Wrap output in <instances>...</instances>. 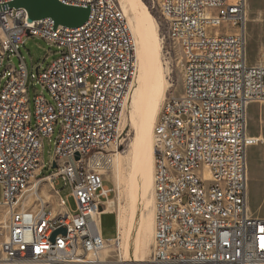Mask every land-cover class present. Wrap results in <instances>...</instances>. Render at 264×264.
<instances>
[{"label":"built area","instance_id":"2783aa9c","mask_svg":"<svg viewBox=\"0 0 264 264\" xmlns=\"http://www.w3.org/2000/svg\"><path fill=\"white\" fill-rule=\"evenodd\" d=\"M11 1L0 0V66L7 61L0 89V264H118V234L103 238L100 220L110 213L113 192L102 169L119 144L136 75L125 15L117 0H58L88 7L89 14L79 26L54 27L48 17L27 21L26 10L10 7ZM149 2L181 53L192 54V37L203 34L227 54V61L197 56V63L209 58L211 74L197 71L193 88H186V77L196 68H183L181 93L166 98L157 115L150 263L264 264V217L252 216L246 204V150L261 141L247 133V108L264 104V63L246 58V0ZM27 35L58 47L45 69L36 68L51 102L35 94L32 110L20 53ZM56 124L55 167L39 176L42 138L51 137ZM43 182L54 201L43 200ZM60 182L75 201L72 211L55 188ZM60 227L65 234L51 240Z\"/></svg>","mask_w":264,"mask_h":264},{"label":"rangeland","instance_id":"374dc122","mask_svg":"<svg viewBox=\"0 0 264 264\" xmlns=\"http://www.w3.org/2000/svg\"><path fill=\"white\" fill-rule=\"evenodd\" d=\"M118 1V0H117ZM151 15L155 19L157 24V33L160 43V59L162 66V74L168 88H165L163 94H159L156 98L158 102V113L161 108L163 101L169 96H178L182 90V77H183V68L185 62L188 58V53H181L179 46L174 43L167 35L166 26L164 19L160 15L157 7L151 6L149 0H141ZM126 18V16H125ZM127 20V19H126ZM222 27L217 28V30H222ZM134 38V37H133ZM20 53L25 60L26 70H27V94L30 100L29 108L33 109L32 98L35 94H42L46 101L51 102V97L49 96L47 90L41 85L37 80V75L35 68L40 72L45 69L57 56H58V47L55 44H52L46 41L43 38H40L35 35L24 36V44L20 46ZM136 57V52H135ZM246 58L248 64L264 63V0H246ZM7 64L6 59L4 58L0 66V89L3 86L5 78L2 77V72ZM33 75V78L31 77ZM143 80L140 78L136 81L133 79L127 101L123 108V113L120 120L119 131L120 135L118 138L119 144L116 149L109 154L108 161L103 165V177L106 183L113 188L112 195L109 199L113 200L114 206L110 213H104L101 216L100 225L101 233L103 238L109 239L115 235L117 232L120 245L122 243V235L118 233L116 218L118 214L119 207L121 206L123 212L128 214L132 206V194L129 192L127 186V178L133 171V165L131 161L132 153V144L134 139L139 134V119L134 112V102L138 92H143L145 90ZM170 85V86H169ZM144 88V89H143ZM133 90V91H132ZM132 95V96H131ZM157 113V115H158ZM156 115V118H157ZM264 117V105L257 103H251L247 108V123H248V132L259 131V122ZM156 118L153 123H155ZM264 125V121L262 122ZM152 125V130H153ZM59 133V125L56 124L53 126V131L51 137L42 138V148H41V160L44 163V169L40 171L39 176L48 174L53 170L51 167L53 163V149L55 138ZM119 156V172L123 177L121 182H117L116 179V167L115 159L116 156ZM257 157V151L255 149L247 150V160L249 164L250 171V208L254 209L258 206V199L255 194V184L254 180V164ZM128 159V160H127ZM153 176V175H152ZM43 191L51 195V199L54 201L56 196L50 191L48 184L43 182L41 184ZM58 190L60 197L65 199L66 206L68 210L72 211L75 208V201L72 197H67L69 193V188L63 186V183L60 182L55 186ZM150 190V191H149ZM144 195V200H149L151 197V189H149ZM147 197L148 199H146ZM3 199L2 194V185L0 184V202ZM37 201L33 202L36 204ZM151 209V204L142 206L138 212L140 215L145 217ZM4 215L3 208L0 207V220ZM136 225L131 224L132 234L131 237L135 236L136 231H134ZM1 240V237H0ZM153 240L147 242L148 250L143 254L141 258L144 260H150V252L152 249ZM120 252L122 259L124 254L120 247ZM109 258H114L115 251L113 248H109L107 252ZM122 259L118 264H126L122 262ZM132 264H137L133 262ZM142 264H151L150 262H142Z\"/></svg>","mask_w":264,"mask_h":264},{"label":"bare ground","instance_id":"6f19581e","mask_svg":"<svg viewBox=\"0 0 264 264\" xmlns=\"http://www.w3.org/2000/svg\"><path fill=\"white\" fill-rule=\"evenodd\" d=\"M118 3L126 16L127 24L134 37L135 43V66L136 81L142 79L145 90L138 92L134 102V112L139 119V134L132 144L131 161L133 171L127 178V186L132 194V206L130 211L123 212L119 207L116 223L118 233L122 235L120 245L124 258L122 262L126 264H142L150 262L141 258L148 250L147 242L153 240L154 231V198H153V171H154V145L152 125L158 113V102L156 98L163 94L168 88L163 74L160 59V43L157 33V24L146 5L141 0H118ZM211 53L214 59L227 61V54H222L219 48H212L207 39H203V34H196L192 37V54H188L184 69H193L186 77V88H193L196 83L197 71L199 77H208L211 74L208 57H200L197 63V56ZM170 86V85H169ZM144 89V88H143ZM133 91V90H132ZM132 96V95H131ZM154 127V126H153ZM117 182L123 180L119 172V156L115 159ZM128 160V159H127ZM151 189V197L144 200V195ZM150 191V190H149ZM43 200H51V195L42 193ZM148 199L147 197H145ZM151 204L149 213L143 217L138 210L142 206ZM107 211H111L114 206L113 200L107 201ZM2 220L4 215L1 217ZM67 222H74L73 214H66ZM136 228L135 236L131 237V224Z\"/></svg>","mask_w":264,"mask_h":264},{"label":"water","instance_id":"95a60500","mask_svg":"<svg viewBox=\"0 0 264 264\" xmlns=\"http://www.w3.org/2000/svg\"><path fill=\"white\" fill-rule=\"evenodd\" d=\"M13 8H24L27 12V21L50 18L54 22V27L61 25L64 27H76L83 24L89 14L88 7H78L66 5L58 0H13L9 3ZM36 71V68H35ZM55 163H52V168ZM57 233L65 234V228L60 227L51 234V240Z\"/></svg>","mask_w":264,"mask_h":264},{"label":"crops","instance_id":"0c3cea01","mask_svg":"<svg viewBox=\"0 0 264 264\" xmlns=\"http://www.w3.org/2000/svg\"><path fill=\"white\" fill-rule=\"evenodd\" d=\"M264 105V104H260ZM264 121V117L259 122V131L255 132H248V123H247V133L253 137H259L261 139L260 142L256 144L250 145L247 147L248 149H255L257 151V157L254 164V180L253 183L255 184V194L258 199V206L254 209L250 208V169L247 160V150H246V173H247V183H246V204L249 213L252 216L257 217H264V125L262 122ZM104 214V213H103ZM102 214V215H103ZM101 215V216H102Z\"/></svg>","mask_w":264,"mask_h":264},{"label":"snow or ice","instance_id":"6c2138e0","mask_svg":"<svg viewBox=\"0 0 264 264\" xmlns=\"http://www.w3.org/2000/svg\"><path fill=\"white\" fill-rule=\"evenodd\" d=\"M262 231H264V229H262ZM262 243H261V247H264V237H261Z\"/></svg>","mask_w":264,"mask_h":264}]
</instances>
